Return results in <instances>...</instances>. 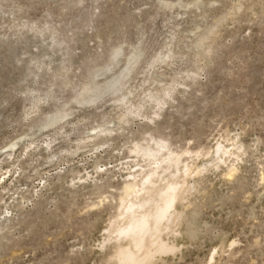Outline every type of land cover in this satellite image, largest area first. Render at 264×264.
Listing matches in <instances>:
<instances>
[{"label": "rangeland", "instance_id": "1", "mask_svg": "<svg viewBox=\"0 0 264 264\" xmlns=\"http://www.w3.org/2000/svg\"><path fill=\"white\" fill-rule=\"evenodd\" d=\"M151 139L191 170L145 264H264V0H0V264H115Z\"/></svg>", "mask_w": 264, "mask_h": 264}, {"label": "bare ground", "instance_id": "2", "mask_svg": "<svg viewBox=\"0 0 264 264\" xmlns=\"http://www.w3.org/2000/svg\"><path fill=\"white\" fill-rule=\"evenodd\" d=\"M202 42L203 41L200 43ZM165 145L166 144L164 142L154 141L152 144L148 142L145 145H137L133 150H131V153H135L134 156H139L140 160L144 161L145 164L142 165L139 162L134 163V167L138 166V168L136 167L137 169L133 172H131L134 169L132 168L133 165L131 166L132 170L129 172V175L127 172L129 179L123 186V195L120 196L121 198L119 197L120 212L118 211V217L120 218L115 222L120 221V223L116 224L113 230L115 241L120 242L119 245L117 244L118 242L115 243V245H117L115 246L116 253L113 252L116 257L115 264H145V261L149 262L150 258L154 256L155 253L157 254V252H160L158 255L161 254V252L164 255L167 250H172L171 252H175L177 249H173V245L169 246V243L166 244L164 241H162L163 239L161 240L160 235L162 232L164 233L166 231L165 229L169 225L174 227V224H170L172 223L171 220H174L180 215L179 213V215H177L174 210L175 202L178 200V197H181L180 194H185L184 192L181 193L185 189H182L181 183L183 182H179L177 180L178 177H175V175H178V171L181 170V167L185 168L182 172L187 175L191 169L186 167V164H184L185 167H180L179 163L180 165L183 164L179 161L180 156H177L178 154L172 155L173 151L170 152L169 149H166ZM226 148L227 146L223 147L218 144L215 153L217 154V152H219L222 155L225 153L224 155H226L228 153V149ZM234 155L235 154H232V156ZM219 160V162L222 161L221 159ZM189 167L191 168L192 166ZM228 171L231 172L229 169ZM187 175H184V177ZM186 178H188V176ZM181 179L182 178L180 177L179 180ZM182 180L184 181V179ZM184 187L187 190V186L185 185ZM188 191L186 194H189ZM110 228L111 229L108 230L113 229L111 224ZM172 229L173 228H171L170 231H172ZM106 231L107 229H105V232ZM167 231L169 232L168 228ZM164 235L166 236L168 233ZM169 252L170 251H167V254ZM113 259L115 260V258ZM152 259L154 258H151V260Z\"/></svg>", "mask_w": 264, "mask_h": 264}]
</instances>
